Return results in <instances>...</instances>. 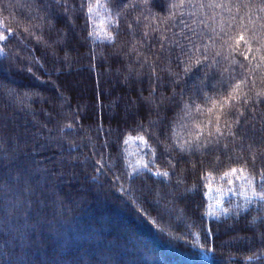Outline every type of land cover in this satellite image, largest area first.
<instances>
[{
  "label": "trees",
  "instance_id": "obj_1",
  "mask_svg": "<svg viewBox=\"0 0 264 264\" xmlns=\"http://www.w3.org/2000/svg\"><path fill=\"white\" fill-rule=\"evenodd\" d=\"M81 3L0 0V264H264V0Z\"/></svg>",
  "mask_w": 264,
  "mask_h": 264
},
{
  "label": "rangeland",
  "instance_id": "obj_2",
  "mask_svg": "<svg viewBox=\"0 0 264 264\" xmlns=\"http://www.w3.org/2000/svg\"><path fill=\"white\" fill-rule=\"evenodd\" d=\"M102 21L103 16L101 15V12H95L93 15V23H96V38L102 37L105 34L102 27ZM127 146V152L131 158V164L135 166L143 164L144 160L141 157L142 144L137 140L129 139L127 141ZM229 187H232L233 190L238 193L248 192L250 189L246 179L241 177L229 176L211 181L208 185L206 193L208 199V209L211 214H215L216 210L219 208V202L230 192Z\"/></svg>",
  "mask_w": 264,
  "mask_h": 264
},
{
  "label": "snow or ice",
  "instance_id": "obj_3",
  "mask_svg": "<svg viewBox=\"0 0 264 264\" xmlns=\"http://www.w3.org/2000/svg\"><path fill=\"white\" fill-rule=\"evenodd\" d=\"M55 2L57 3V5H61V4H67L68 0H55ZM81 7H83V0L81 3ZM66 11H67V8H65V12ZM91 11H92V8L89 7L88 12L91 13ZM4 39L5 37L0 36V40H4ZM240 39H243V37H241ZM188 71H190V68H185V72H188ZM236 88L238 89L239 85H237ZM260 102L264 103V97H261ZM245 103L247 104V100L245 101ZM241 115H243V113H241ZM261 131L264 132V128H262ZM251 147L252 146L250 145L249 146L250 151H251ZM257 160L261 161V172L259 173V175L261 177V180L264 181V152H258L252 156L251 164L253 165V167H255V165L257 164ZM245 163L247 164L248 162L245 161ZM241 170L243 171L245 169H241ZM232 171L235 172L236 169H232ZM158 174L167 175V173H158ZM260 188H261V191L258 193L254 191L253 196H258L261 200H264V183H261Z\"/></svg>",
  "mask_w": 264,
  "mask_h": 264
}]
</instances>
